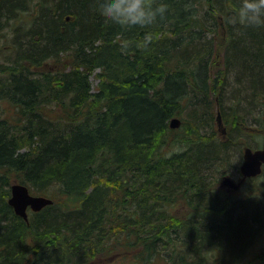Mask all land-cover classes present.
I'll return each mask as SVG.
<instances>
[{"label": "trees", "instance_id": "trees-1", "mask_svg": "<svg viewBox=\"0 0 264 264\" xmlns=\"http://www.w3.org/2000/svg\"><path fill=\"white\" fill-rule=\"evenodd\" d=\"M165 2L154 24L121 27L99 0H0L14 44L0 60V264L139 248L134 264L253 263L264 176L247 198L218 183L241 124L264 127V25L233 22L242 0ZM225 104L239 131L223 139L212 113ZM14 182L53 204L25 220L8 203Z\"/></svg>", "mask_w": 264, "mask_h": 264}, {"label": "rangeland", "instance_id": "rangeland-1", "mask_svg": "<svg viewBox=\"0 0 264 264\" xmlns=\"http://www.w3.org/2000/svg\"><path fill=\"white\" fill-rule=\"evenodd\" d=\"M12 36H13V34L11 32V34H9L8 38H4V39L0 38V60L1 61H3L6 58V54H8V52L11 54L13 53V51L11 52L12 47L14 45L13 40H12ZM223 54H224V50L223 51L220 50L218 53L219 60L217 61V63H218L217 65H221L222 69H223V67L225 68V66H224L225 62H224ZM47 64L48 65H46L45 68L49 69L50 68L49 62ZM90 79H91L93 88H95L97 83H98L97 77H95V75L93 74L90 76ZM0 108H3V110H4L2 112L3 115L4 114L6 116L11 115V112L9 109L10 105L8 103H6L4 101L0 102ZM224 108H225V110L222 107H220L219 105H217V106H215L214 111L212 113V120L214 117V120L212 123L215 125L218 134L223 139H225L229 134H232L233 136H235V135H237V133L239 131L238 129L234 130L236 125H233V121L231 119V116L229 115L231 113V107L228 104H225ZM218 112H220L222 115L223 125L227 131L226 137L223 136V134L221 133L220 128L218 126V121H217ZM248 121H249V123L247 125L241 124V127L246 132L245 137H244L243 141L238 143V145H239L238 146V152L235 156V160L233 161V164L229 167L230 173H228V174L232 175V177L236 181H239L242 177V174L240 171V165L242 164V161H243L244 149L246 147H249V146L253 147V148L256 146H259L260 144H262V140H263V136H264V127L259 126V124H256L254 121H251V120H248ZM180 126L178 128H180ZM207 130L209 131V128ZM223 176L224 175L221 176L219 183H218L220 188L224 189L231 196H233L235 198H243V197L247 198L250 195H254L256 192H259V190L257 188V185L260 183L259 182L260 181L259 176L263 177L264 172L262 175L261 174L258 175V177L256 176L254 178L244 179L239 190H233V189L228 188L227 186H223L222 185ZM253 185H254V188L256 191H254L252 189L250 190V186H253ZM177 211L179 213H181L180 207H178ZM263 247H264V235H262L260 238H258V240L255 242V246L253 247V250L251 252L252 256L250 258H248V259H252V261H253L252 264H263L264 263V262H262V259L260 257V253L264 249ZM127 250H128V252H125V250L124 251L120 250V251H116L114 253L111 252L110 254L100 256L97 263L107 264V263L112 262L114 264L115 263L116 264H134L135 261H133L134 257L132 256V253L138 252L140 250V248L133 250V251L130 249H127ZM122 253H124L126 255L125 258L123 257ZM90 264H96V262L93 261ZM154 264H163V262L159 261V262H156Z\"/></svg>", "mask_w": 264, "mask_h": 264}, {"label": "clouds", "instance_id": "clouds-1", "mask_svg": "<svg viewBox=\"0 0 264 264\" xmlns=\"http://www.w3.org/2000/svg\"><path fill=\"white\" fill-rule=\"evenodd\" d=\"M99 7L105 18L121 27L154 24L166 14L165 0H99ZM264 25V0H242L233 22ZM153 39L151 33H145L143 43Z\"/></svg>", "mask_w": 264, "mask_h": 264}, {"label": "water", "instance_id": "water-1", "mask_svg": "<svg viewBox=\"0 0 264 264\" xmlns=\"http://www.w3.org/2000/svg\"><path fill=\"white\" fill-rule=\"evenodd\" d=\"M218 126L223 136L226 135V128L223 125V119L220 112L217 115ZM181 125L179 117H173L170 121L172 128H177ZM264 165V141L261 148L253 149L246 147L243 153V161L240 165L241 173L244 178L256 176L262 172ZM222 184L229 186L235 190L239 189L240 183L236 182L230 175H225ZM54 200L46 195L34 194L31 192L28 185L24 183L14 182L11 185V195L8 198V203L13 207L15 213L25 220L29 219V212H37L44 207L53 204Z\"/></svg>", "mask_w": 264, "mask_h": 264}, {"label": "flooded vegetation", "instance_id": "flooded-vegetation-1", "mask_svg": "<svg viewBox=\"0 0 264 264\" xmlns=\"http://www.w3.org/2000/svg\"><path fill=\"white\" fill-rule=\"evenodd\" d=\"M263 141H264V136H263L262 144H260L259 146L254 147L253 149L261 148L262 145H263ZM263 169H264V165H263ZM244 179H248V177L244 178V176L242 175L241 179L238 181L240 183V187H241ZM228 188L232 189L231 187H228Z\"/></svg>", "mask_w": 264, "mask_h": 264}]
</instances>
